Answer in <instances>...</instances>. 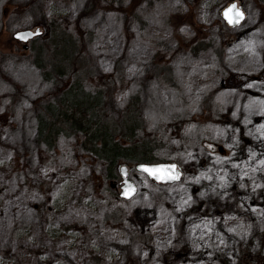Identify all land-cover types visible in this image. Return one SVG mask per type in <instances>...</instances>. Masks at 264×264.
Here are the masks:
<instances>
[{
    "label": "trees",
    "instance_id": "obj_1",
    "mask_svg": "<svg viewBox=\"0 0 264 264\" xmlns=\"http://www.w3.org/2000/svg\"><path fill=\"white\" fill-rule=\"evenodd\" d=\"M51 1L53 3L39 6L40 0H0V32L6 30L10 34L25 27L40 30L38 36L27 41L25 48L22 44L18 49L17 41L9 37L15 52L5 53L9 54L5 58L14 57L17 62L24 58L31 69L38 71L37 94L30 102L33 108L31 139L36 153L48 155L49 161H57L62 170L72 172L70 187L73 185L76 190L78 204L97 210L95 214L76 216L66 225L46 224L37 229L12 210L6 211L8 215L0 213V264H44L38 254L44 247L43 241L53 239L65 241L60 249L53 244L50 246L55 252L50 257L60 264H109L115 251L123 256L114 264H264V174L255 177L256 187L249 183L241 185L238 179L224 187H213L206 181L190 185V192L198 196L188 206L189 210L178 214L172 232L158 242L149 226L154 219L153 211H144L150 223L149 227H143L147 218L136 222L137 206H129V201L118 195L121 166L160 162H175L181 167L197 165L198 159L184 162L167 145L166 131L171 133L170 137L180 138L182 127L187 124L203 128L210 121L226 123L227 113L214 100L216 89L233 91L251 79L264 81L259 75L250 77L227 71L225 54L232 37L220 18V10L234 0L214 3L212 20L200 25L199 34L184 36L174 25L177 13H171L162 0H85L88 3L85 13L78 12L74 16L60 9L63 12L55 14L59 17H48L46 11L55 12L54 1L58 4L60 0ZM190 2L195 4L198 0ZM244 2L240 0L242 5ZM254 2L261 4L264 0ZM66 4L73 6L74 0H66ZM152 9L163 17L158 20L157 28L148 32L146 14ZM92 11L102 17L111 16L120 24L123 44L120 40L119 49L110 56L108 71L96 66L98 53L94 44L99 32L85 24ZM260 25L264 28V21ZM131 28H136L140 38L152 39L154 48L149 61H141L144 65L135 77H130L124 67L131 60L128 50ZM161 33L168 36H157ZM242 36V33L237 34L234 41H240ZM201 55L211 56L216 75L221 78L220 86L206 88L191 102L179 87L172 62L178 57ZM2 63L0 55V102L5 101L0 107V131L11 126L8 122L15 113L16 102L25 94L18 81L4 71ZM134 82L138 86L154 83L177 93L181 105L176 106L179 115L171 120L168 128L149 122L147 116L153 105H141L139 90H131L128 85ZM195 141L200 139L195 137ZM60 142L67 146L65 155L58 152ZM234 145L243 151L249 150L242 134ZM235 147H229V152L234 153ZM205 152L210 153L206 149ZM29 158L30 151L13 147L12 159L0 162V166L8 179L27 190L25 195L35 190L42 196L33 204L42 219L45 211L67 204L69 181L63 183L62 191L49 195L53 185L39 177L36 165ZM159 196L156 192L152 200L156 201ZM94 199H100L101 203L93 204ZM193 213L204 214L214 221L215 233L213 230L210 239L187 238V224ZM227 213L236 214L241 223L228 225ZM35 230L37 234L33 235ZM216 234L225 238L224 244L219 243ZM30 235L37 241V249H27L21 244ZM66 248L72 249V256L63 253Z\"/></svg>",
    "mask_w": 264,
    "mask_h": 264
},
{
    "label": "rangeland",
    "instance_id": "obj_2",
    "mask_svg": "<svg viewBox=\"0 0 264 264\" xmlns=\"http://www.w3.org/2000/svg\"><path fill=\"white\" fill-rule=\"evenodd\" d=\"M188 1L190 2V0H162L171 13L173 11L177 13L174 18V25H176L182 36L199 34L201 31L200 25L213 18L212 6H214V3L217 1L218 3L226 2V0H198L197 3L193 4L191 2L187 3ZM237 1L240 2V0ZM244 1L242 6L246 14L245 20L240 27L229 30L232 38L225 54L227 71L250 77L258 75L264 77V75H261V71L264 69V28L260 25L264 21V3L258 4L254 0L251 2ZM50 2L53 3L51 0H40L39 6L48 5ZM54 5L56 11L49 12L47 10L46 15L48 17H59L55 14L63 12V9L68 10L74 16L78 12L85 13L88 3L85 0H74L73 6H66L68 5L66 0H60L58 4L54 1ZM60 16L72 17L71 15ZM146 16H148L146 18L149 25L148 32L156 29L158 20L163 17L162 13L153 9L150 12L148 11ZM85 24L88 28L99 32L94 44V49L98 53L96 66L101 71H108L109 65H111L110 56H113L116 50L119 49L121 43L123 44L120 36V24L113 17H102L95 11L88 14ZM23 29L32 28L25 27ZM130 32L128 50L130 51L131 60L126 62L124 67H126L125 72L130 77H135L144 65L141 61H149L154 48L152 39L140 38V33L136 31V28H131ZM239 33H242V39L234 41L235 36ZM157 36H168V33H161ZM9 37H11V33L9 34L8 31L0 32V55L3 56L2 68L18 81L25 94L16 102L15 113L8 122L11 126L0 131V162L12 159L13 147L28 150L30 151V162L36 165V173L40 178L48 180L53 185L49 195L52 196V194L62 191L65 181H69L70 189L67 191V204L62 205L57 210L45 211L41 219L33 204L38 203L42 196L40 197L35 190H32L31 194L25 195L27 190L23 189L21 184L17 186L14 180L8 179L2 166H0V213L12 210L17 217L31 222L33 229L46 224L66 225L76 216L84 217L95 214L96 208L89 209L78 204L80 201L76 200V190L73 185L70 187V183L73 182L71 178L73 173L62 170L59 162L49 161L46 158L49 157L48 155L38 156L36 153L34 142L31 139L33 108L30 102L31 98L37 94L36 73L38 71L34 68L31 69L24 58H21L19 62L14 60L13 56H11L13 58H5L9 55L5 53L15 52V45L18 49L22 47L21 43L17 42L15 45L11 43ZM172 67L176 72L181 91L185 98H188L191 102L197 100L206 88L220 86L218 84L221 78L216 75V66L212 63L211 56L178 57L172 62ZM128 85H130L131 90H139L140 95H142L141 105L143 107L146 103L153 105L147 116L149 122L155 124L154 126L158 125L159 128H168L171 120L179 113V107L176 108L179 105L177 93L168 88H161L154 83L148 85L143 83L142 86H138L134 82L133 85L130 83ZM214 100L227 113L226 123L210 121L203 128L200 126L196 128L187 124L182 127L181 132L183 133L180 138L173 135L170 137L169 134L171 133L166 131L168 133V135L166 134V140L168 138L167 145L171 146L172 150H175V153L184 162L198 159L197 165L180 166L182 175L179 181L153 185L151 180L141 172L133 169L129 174L130 179L137 187V193L129 200L128 205L137 206L136 208L139 210V213L134 217L136 222H143L147 218L143 222L146 224L143 227L150 223V218L147 217L144 211L148 209L153 211L154 219L149 226L156 242L164 239L172 232L178 214L184 210H189L188 206L198 196L197 193L190 192V185L206 181L212 184L213 187H224L238 179L241 180V185L249 183L256 187L258 183H256L255 177L264 174V81L256 78L251 79L241 84L239 89L233 91L226 90V88H217L214 93ZM4 103V100L0 102V107ZM240 130L245 142H248L249 150L243 151L241 147L236 148L234 145V142L241 137ZM195 137L199 138L200 141H195ZM188 138L193 139L189 141ZM229 147H235L236 151L234 153L229 152ZM204 148L210 153H206ZM58 152L65 155L67 146L60 142ZM65 163L66 159L64 158L63 164ZM156 192L160 196L157 197L156 201H153L152 196L156 195ZM164 195L166 196L164 197ZM209 195L212 196V199H215L211 192ZM98 202L101 203V200L94 199L92 203L98 204ZM254 210L258 211V208H254ZM259 212H261V209H259ZM188 221L187 238L189 240L210 239L213 230L215 233L214 221L209 216L193 213ZM225 221L228 225H235L241 223V218L236 214L227 213L225 214ZM36 234L37 230L34 231L33 235ZM110 235L113 236V233H110ZM115 239L117 240L118 237ZM216 239L220 244H224L225 238L223 236L216 234ZM64 243L65 241L60 239L43 241L44 247H41L38 254L41 261L44 264H57L58 261H54L50 257L51 253H55L50 246L53 244V246H58V249H60V246ZM21 244L27 249L28 247L33 250L37 249V241L33 239L32 235L28 236L27 240ZM66 249L63 250V253L67 252L69 256H72V249ZM122 256L123 254L115 251L113 258L108 260L109 264H114ZM58 264L60 263L58 262Z\"/></svg>",
    "mask_w": 264,
    "mask_h": 264
},
{
    "label": "water",
    "instance_id": "obj_3",
    "mask_svg": "<svg viewBox=\"0 0 264 264\" xmlns=\"http://www.w3.org/2000/svg\"><path fill=\"white\" fill-rule=\"evenodd\" d=\"M233 3H235L237 6V9L240 12H242L243 19H240L239 23L229 24L228 20L225 19V17H224V12ZM220 17H221V20L225 23V25L228 28L234 29V28L238 27L245 20V11L243 9V6L237 0H235V1L230 2L229 4H227L226 6H224L220 10ZM237 19H239V18L237 17ZM22 34H31V35L26 40H20V39L16 38L17 36L22 35ZM39 34H40V31L38 28H36L35 30L23 29V30H18V31L13 32L12 38L16 41L26 43L28 40H30L31 38H33L34 36H37ZM145 168L150 169V170L166 169L167 171L149 172V171H144L143 169H145ZM130 170H131V168H128L126 166L120 167V174L122 176V180L119 183L120 186H119L118 195L123 200H130L137 192V189H136L134 182L128 176ZM134 170L137 172L143 173L148 179H150L151 181H153L155 183H159V184H169V183L177 182L180 180L181 175H182L181 168L174 162H160V163H152V164L139 163V164L134 166ZM170 176H175L177 178L176 179H170L169 178ZM157 177H160V178L158 179ZM126 190H127V195L125 194Z\"/></svg>",
    "mask_w": 264,
    "mask_h": 264
},
{
    "label": "snow or ice",
    "instance_id": "obj_4",
    "mask_svg": "<svg viewBox=\"0 0 264 264\" xmlns=\"http://www.w3.org/2000/svg\"><path fill=\"white\" fill-rule=\"evenodd\" d=\"M234 14V15H233ZM224 17L225 19L228 20V23L229 24H232V23H239L240 22V19H243V14L242 12H240L238 9H237V6L235 3H233L229 8H227L224 12ZM237 17L239 19H237ZM38 34V33H37ZM31 34H22V35H19L17 36L16 38L17 39H20V40H26L28 39V37L30 36ZM144 171H149V172H153V171H167L166 169H156V170H150V169H143ZM158 179L160 177H157ZM170 179H176L177 177L175 176H170L169 177ZM130 187V186H129ZM125 194L127 195V190L125 192Z\"/></svg>",
    "mask_w": 264,
    "mask_h": 264
}]
</instances>
